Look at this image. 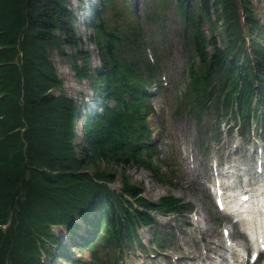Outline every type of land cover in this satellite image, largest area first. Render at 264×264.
I'll list each match as a JSON object with an SVG mask.
<instances>
[{"label":"trees","instance_id":"16d2710c","mask_svg":"<svg viewBox=\"0 0 264 264\" xmlns=\"http://www.w3.org/2000/svg\"><path fill=\"white\" fill-rule=\"evenodd\" d=\"M98 2L86 22L101 63L92 70L77 19L64 0H0V264H47L53 257L68 264H106L98 254L103 248L115 261L129 243L145 247L139 229L155 223L154 212L186 211L187 202L172 194L151 201L125 175L121 190L113 188L114 165L146 168L157 183L167 181L155 163L149 124L150 89L154 83L164 89L154 37L155 60L142 58L144 23L160 22L162 8L159 2L152 14L130 22L121 9L122 23L109 25L106 14L115 2ZM174 7L182 19L189 79L176 95L175 113L187 112L200 135H220L223 124L234 123L245 138L244 129L264 118V22L251 0H175ZM214 12L222 17L214 20ZM61 43L75 49L76 61L82 58L76 75L93 80L101 106L85 113L80 150L78 105L53 92L62 82L49 49L63 55ZM60 227L90 259H72L54 231ZM153 242L165 245L160 236Z\"/></svg>","mask_w":264,"mask_h":264},{"label":"rangeland","instance_id":"374dc122","mask_svg":"<svg viewBox=\"0 0 264 264\" xmlns=\"http://www.w3.org/2000/svg\"><path fill=\"white\" fill-rule=\"evenodd\" d=\"M64 1L77 19L75 28L77 34L82 37V47L91 55L87 65L94 70L101 63L96 45L88 40L90 34H93V30L86 26V22L93 16L91 7L98 5L99 2L98 0ZM251 1L253 2L255 14L264 22V0ZM114 2L115 6H109L110 8L106 14V21L109 25L122 23L123 17L118 15L121 9L126 10L125 15L127 21L130 22L135 18V15L144 18L147 14H152L155 5H159V2L162 8L160 22L153 19V21L144 24L147 31L145 36L148 35L150 41L153 37L155 38V41L153 40L154 46L162 65L158 79L161 80L162 85L164 83V89L158 90L157 85L156 87L153 85L150 89V103L153 105L155 112L149 117V124L156 139L157 156L155 163L160 166L159 171L163 169V172L160 171V173L167 181L164 184L157 183L152 172L146 168H137L134 165L124 167L114 165L111 168L113 172L117 173V180L113 188L118 191L121 190L123 175H125L132 184L141 185L140 187L145 189L144 196L153 202L158 201L162 196L171 194L187 202L185 207L187 211H184V213L163 215L154 212L156 224L151 228H141L139 230L141 241L146 244L145 252L139 248L138 243H129V245H126L124 262L121 261L120 264H197L200 262L199 258H205V256L198 257L197 254L198 251L199 254H205L202 252L204 243L200 240L201 235L207 243L209 238L212 241L223 242L221 230L226 226L229 227L232 223L234 238L237 239L236 241H242L240 226L234 224V222H229L227 217L218 211L215 206L210 191L211 185L214 184L212 175L216 174V170L213 169L212 165L220 161L224 164L226 160H230L229 157L232 154H236L232 150L239 147L240 157L244 160L245 165L250 168L249 172L254 174L256 172L258 150H260V147H264V133L259 131V127H257L262 125L263 122L261 118H259L258 124L255 120L252 130L245 140H242L238 133L230 132H224L221 136L214 135L217 138L213 140L210 139L211 136L208 138L201 137L194 119L187 112H181L180 115L175 113L179 105V102H176V95L185 91V83L189 80L186 75L187 47L183 44L182 19L180 13L174 7L175 0H114ZM220 15L218 16L214 12L213 19L216 20V16L222 17ZM221 23L220 21L217 33L222 31L223 26ZM204 30L207 35H211L213 32L209 22L205 23ZM57 34L61 39L64 37L61 31ZM220 38L222 45L223 37ZM60 45L65 50L63 55L58 53L56 48L49 49L50 59L56 68L55 73L62 82L58 90L53 92L56 95L65 94L78 105L76 146L80 150L79 146L84 142L83 120L85 113L87 111L91 113L99 111L101 106L99 100L98 103L94 98L96 92L93 89V80L89 78L81 79L76 75L75 65L78 64V61L83 64L82 58L79 57L76 61L72 57L76 54L75 49L66 46L65 43ZM151 46L152 42L147 47L145 46L144 55L142 53L144 60L153 54L152 50H148ZM93 74L96 76V72H93ZM209 114H211V111ZM210 122L213 124L211 130H215L214 120ZM210 140L213 142L211 148L207 144ZM219 167L222 168V164L219 163ZM195 213L206 218V222L202 223H205L206 227H202V225L198 227L193 222L196 219ZM83 226L80 230L84 234L86 231ZM204 228L210 229L208 233H204ZM54 231L60 237L66 249L69 250L68 253H70L72 259H90V252L84 249L80 250L75 246L65 227H60ZM156 236L161 237L166 247L153 245L152 241ZM221 242L218 243L220 248L223 245ZM210 246L212 247V245ZM248 247L251 248L249 243ZM210 250L214 253L219 252L217 249ZM212 252L209 253L213 255ZM222 252L225 253V251ZM98 254H100L99 257L102 262L113 264L114 259L113 257L108 258L106 248H103ZM180 254L181 258L179 259ZM262 257L263 260L259 261L258 264H264V254ZM47 264L68 263L58 257H53L48 259Z\"/></svg>","mask_w":264,"mask_h":264},{"label":"bare ground","instance_id":"6f19581e","mask_svg":"<svg viewBox=\"0 0 264 264\" xmlns=\"http://www.w3.org/2000/svg\"><path fill=\"white\" fill-rule=\"evenodd\" d=\"M237 153H238L239 158L241 159V157L239 155V153H240V149L239 148H238V151L236 152V154ZM240 170H241V167H238L235 170V173H233V175L239 174ZM246 186H248V185L246 184ZM247 192H248V190H246L243 193H247ZM249 215L250 216L248 217L247 220H249V221H251V220H257V222L260 223L259 230L256 229V231H257L256 232V236H258V235L264 236V216L263 215H260V214H252V215L249 214ZM203 222H206V218H204L203 216H199V218L196 221H194V223L197 224L198 227H200V225H202ZM204 230H205L204 233H208V230H210V229L209 228H204ZM203 241L206 242V240H205L204 237H203ZM235 242L237 243V247H234L233 248V251H236L239 254L238 261H239V263H242L244 261V257H245V252H246V249H247V245H246V243L244 241H240L239 242V241H236L235 240ZM205 247H206V249L210 248L208 246V243L207 242L205 243ZM210 249H212V250L213 249H217L219 251L221 248H220V245H215L213 248H210ZM229 252H230V250H229ZM229 254H231V253H229ZM209 256L210 255L205 254V258H199L200 262L197 263V264H205L204 261H205L206 258H209ZM219 257H221L223 261H225L227 259V257L225 255H223V254H219ZM216 264H223V262L220 261V262H218Z\"/></svg>","mask_w":264,"mask_h":264}]
</instances>
